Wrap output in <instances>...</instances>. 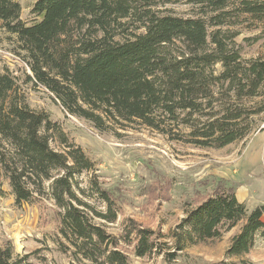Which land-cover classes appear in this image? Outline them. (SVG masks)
<instances>
[{"label":"trees","instance_id":"1","mask_svg":"<svg viewBox=\"0 0 264 264\" xmlns=\"http://www.w3.org/2000/svg\"><path fill=\"white\" fill-rule=\"evenodd\" d=\"M192 1L202 15L176 16L162 9L168 0H37L28 23L18 0H0V24L15 36L18 56L30 71L23 80L8 70L0 73V170L17 204L28 202L53 179L52 197L61 209L59 232L76 255L90 262L130 264L121 243L133 245L141 258L155 253L168 236L132 218L126 219L120 237L92 223V215L115 222L121 212L118 198L97 180L90 185L106 203L105 213L77 196L73 178L93 171L95 164L62 132L67 148H52L55 125L30 107L23 85L50 92L67 114L101 132H108L110 123L139 121L164 135L183 124L196 146L224 148L241 141L251 131L245 122L263 113L264 104L246 111L219 102L216 94L226 89L237 99L263 96L264 57L243 59L235 26L240 17L264 22V0ZM262 37L264 30L254 39ZM217 64L223 68L219 74ZM185 215L180 228L198 242L220 238L245 220L230 241L228 256L250 252L257 234L264 239V205L249 212L234 187L223 181ZM171 256L170 262L175 260ZM0 264L26 263L8 240L0 244Z\"/></svg>","mask_w":264,"mask_h":264},{"label":"rangeland","instance_id":"2","mask_svg":"<svg viewBox=\"0 0 264 264\" xmlns=\"http://www.w3.org/2000/svg\"><path fill=\"white\" fill-rule=\"evenodd\" d=\"M18 1L22 7L21 18L32 23L31 10L37 0ZM192 2L168 0L162 9L185 18L202 15L201 8ZM232 13L237 21V10ZM245 20L240 17L235 26L240 31L236 41L241 46L243 59L264 57V37L254 39L264 30V22ZM214 67L217 74L223 70L220 64ZM6 70L21 75V80L26 72L30 73L18 56L15 36L7 33L0 24V73ZM23 86L30 107L49 116L55 125L56 130L50 132L52 148L57 151L67 148L59 137L62 132L68 144L81 147L95 164L93 171L81 172L73 178L77 196L95 211L105 213L106 203L90 185L91 180H97L118 198L121 212L115 222L109 223L92 215V223L100 225L109 235L120 237L126 219L132 218L139 226L168 236L159 241L160 247L155 253L141 258L136 256L133 245L121 243L130 264H215L259 255L254 252V247L242 256L227 255L231 239L240 232L245 220L223 232L220 238L200 242L190 237L180 225L186 211L210 195L219 181L232 187L241 182L248 187L249 195L254 192L256 200L248 201L249 212L256 208L258 200L264 199V158L258 152L254 154L261 136L256 140L252 138L263 126L264 112L252 115L245 122L252 125L251 131L241 141L231 144L234 146L210 148L190 143L188 133L191 129L183 124L175 125L174 132L168 135L139 121L110 123L109 131L101 132L86 120L67 114L45 89ZM219 92L216 94L219 102H225L229 107L255 111L264 104V94L254 99H237L226 89ZM229 156L237 160L233 165ZM234 169L237 174L233 173ZM222 170L228 171V181L219 177ZM53 174L59 176L56 172ZM52 181L44 182L42 192L36 191L28 202L17 204L9 179L0 170V244L10 240L15 254L25 258L26 264H100L76 255L74 247L59 232L61 209L52 197ZM260 237L257 234L255 241ZM171 255L175 260L170 262Z\"/></svg>","mask_w":264,"mask_h":264},{"label":"crops","instance_id":"3","mask_svg":"<svg viewBox=\"0 0 264 264\" xmlns=\"http://www.w3.org/2000/svg\"><path fill=\"white\" fill-rule=\"evenodd\" d=\"M260 137V144L259 146L257 147V149L254 151V154L255 153H259L260 156H262V158H264V129H262L261 131H259L258 133H256V135H254L252 138H254L256 140L257 137ZM231 145V144H229ZM227 145V146H229ZM231 146H234V145H231ZM229 158H231L232 160H230V164L233 165L235 161V159H233L232 157L229 156ZM235 160V161H234ZM222 175L219 173V177L224 179V181H228V171L226 170H222ZM234 174H237V170L234 169L233 171ZM226 178H225V177ZM234 189H235V195H236V198L241 202V203H245L247 204L248 206V201H253V200H256L255 198H253V195H254V192H253V195H249V189L248 187L246 186V184L244 183H241V182H237V184H235V186H233ZM259 202L258 203H255V206L256 208L259 206V205H264V199L263 200H258ZM263 220H264V217H263ZM260 236V234H259ZM255 246H254V252L255 253H259V255L253 257H249L248 255H246L245 258H247L248 260L252 261L254 264H264V239L263 238H259V240H256L255 242ZM260 246V247H259ZM259 248V250H258ZM251 252V251H250ZM263 260V261H261ZM261 261V263H260Z\"/></svg>","mask_w":264,"mask_h":264},{"label":"built area","instance_id":"4","mask_svg":"<svg viewBox=\"0 0 264 264\" xmlns=\"http://www.w3.org/2000/svg\"><path fill=\"white\" fill-rule=\"evenodd\" d=\"M262 129H264V123H263V126H262V128H261L259 131H261ZM259 131H258V132H259Z\"/></svg>","mask_w":264,"mask_h":264}]
</instances>
